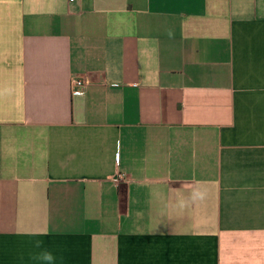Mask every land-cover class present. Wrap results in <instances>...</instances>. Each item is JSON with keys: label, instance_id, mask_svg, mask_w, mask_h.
Returning <instances> with one entry per match:
<instances>
[{"label": "crops", "instance_id": "0c3cea01", "mask_svg": "<svg viewBox=\"0 0 264 264\" xmlns=\"http://www.w3.org/2000/svg\"><path fill=\"white\" fill-rule=\"evenodd\" d=\"M0 264H264V0H0Z\"/></svg>", "mask_w": 264, "mask_h": 264}, {"label": "built area", "instance_id": "2783aa9c", "mask_svg": "<svg viewBox=\"0 0 264 264\" xmlns=\"http://www.w3.org/2000/svg\"><path fill=\"white\" fill-rule=\"evenodd\" d=\"M70 3H73L75 0H69ZM73 85V93L74 95H81L83 93V90L89 85V82L87 79L81 78L77 79L75 78L72 81ZM118 181H126L125 175L122 173L118 174Z\"/></svg>", "mask_w": 264, "mask_h": 264}]
</instances>
